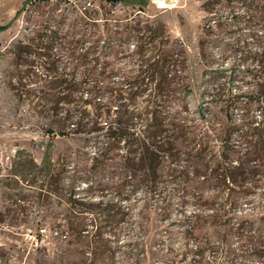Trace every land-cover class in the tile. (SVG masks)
Instances as JSON below:
<instances>
[{
    "label": "rangeland",
    "instance_id": "rangeland-1",
    "mask_svg": "<svg viewBox=\"0 0 264 264\" xmlns=\"http://www.w3.org/2000/svg\"><path fill=\"white\" fill-rule=\"evenodd\" d=\"M122 1L0 0V264H264V176L246 194L235 193L234 228L216 234L205 226L189 236L184 220L197 208L182 186L169 196V209L144 211L139 194L119 200L105 179L93 174L86 181L89 164L79 155L84 141L59 134L88 86L134 80L163 50L160 64L169 66L178 47L180 67L170 75L192 86L185 100L192 120L212 89L211 74L218 73L217 85L235 79L232 94L264 84L258 65L264 0H182L168 11L151 0ZM137 23L153 32L141 31L142 55L132 38L125 40L127 27ZM46 151L52 161L70 156L74 171L58 187L84 197L82 220L75 219L74 204L15 175L16 162L25 176L30 160L39 164ZM89 206L98 219L91 221ZM74 221L88 239L67 235Z\"/></svg>",
    "mask_w": 264,
    "mask_h": 264
},
{
    "label": "trees",
    "instance_id": "trees-1",
    "mask_svg": "<svg viewBox=\"0 0 264 264\" xmlns=\"http://www.w3.org/2000/svg\"><path fill=\"white\" fill-rule=\"evenodd\" d=\"M127 28L125 40L132 38L137 44L135 54L142 55L141 31L146 35L153 32L138 23ZM4 29L0 27V31ZM177 49L169 55L172 65L160 64L166 59L163 50L158 61L142 67L134 80L116 88L99 83L88 86L75 115L64 116L59 134L84 141L79 155L89 164L88 175L83 174L86 181L95 174L110 183V191L119 200L139 194L144 211L155 206L160 212L169 209V196L182 186L197 208L184 220L185 231L194 236L195 229L211 226L218 234V228L236 224L230 220L237 206V190L246 194L264 176V84L232 94L235 79L229 77L227 83L217 85L215 72L210 76L212 89L204 93L207 99L197 109V120H192L185 101L192 86L170 75L180 67ZM258 65L264 69V53ZM70 159L52 161L46 151L39 164L30 160L31 170L25 176L21 163L16 162L19 170L15 175L28 179L34 187L39 183L47 197L59 196L65 204H74L72 210L79 214L75 219L82 220L84 197L77 196L74 188L72 193L62 194L58 187L64 184L63 175L74 171ZM99 206L98 201L95 207ZM95 207L89 206L87 211L93 216L91 221L99 218ZM67 218L71 223V217ZM74 222L67 235L88 239L87 232L74 230L82 226L81 221ZM101 238V232L94 234L96 242Z\"/></svg>",
    "mask_w": 264,
    "mask_h": 264
},
{
    "label": "built area",
    "instance_id": "built-area-1",
    "mask_svg": "<svg viewBox=\"0 0 264 264\" xmlns=\"http://www.w3.org/2000/svg\"><path fill=\"white\" fill-rule=\"evenodd\" d=\"M182 0H151V4L158 10H173L179 6ZM37 242L35 245L37 246Z\"/></svg>",
    "mask_w": 264,
    "mask_h": 264
}]
</instances>
